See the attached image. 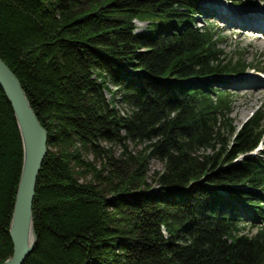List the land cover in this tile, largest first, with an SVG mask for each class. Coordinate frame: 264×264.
Here are the masks:
<instances>
[{
    "label": "trees",
    "instance_id": "obj_1",
    "mask_svg": "<svg viewBox=\"0 0 264 264\" xmlns=\"http://www.w3.org/2000/svg\"><path fill=\"white\" fill-rule=\"evenodd\" d=\"M202 1L0 0V58L48 132L23 264H264V116L234 126L217 88L257 66L196 25ZM22 166L0 86V264Z\"/></svg>",
    "mask_w": 264,
    "mask_h": 264
},
{
    "label": "water",
    "instance_id": "obj_2",
    "mask_svg": "<svg viewBox=\"0 0 264 264\" xmlns=\"http://www.w3.org/2000/svg\"><path fill=\"white\" fill-rule=\"evenodd\" d=\"M0 86L14 110L23 145L21 179L10 222L13 253L2 264H23L37 243L33 203L37 179L48 152V132L31 107L21 82L1 58Z\"/></svg>",
    "mask_w": 264,
    "mask_h": 264
},
{
    "label": "rangeland",
    "instance_id": "obj_3",
    "mask_svg": "<svg viewBox=\"0 0 264 264\" xmlns=\"http://www.w3.org/2000/svg\"><path fill=\"white\" fill-rule=\"evenodd\" d=\"M208 2H212L215 4L216 10L214 12L212 10H207L206 14L200 15L196 18V25L203 26L206 25L208 21L213 23L218 30L222 33L220 48L225 53L234 52L235 55H242L248 64H253L257 66V68H264V45L263 44H254L251 45L249 42L253 41H241L239 39V33L237 31H232L230 29L225 28V24L220 19L221 12L226 14L231 13V8H237L238 5H247V4H264V1L254 0L253 2H249L246 0H236L235 3H231L227 0H204L202 5H206ZM247 3V4H246ZM218 9V10H217ZM226 21V20H225ZM224 21V22H225ZM137 32L143 33L148 31V23L136 21ZM262 35V34H261ZM254 72L248 71L245 75L235 76L229 79L230 84H227L226 81H223L219 87L223 89L225 92L231 95L233 98L232 105V115L231 119L234 126H241L244 122L249 119L250 115L260 109L262 115L264 116V98L258 97L257 99L248 95H241L239 91L241 90V81L243 77H252ZM240 81V82H239ZM235 82L239 84L235 85ZM230 85V86H229ZM116 155H118L121 151L119 147L114 148ZM264 153V144H260L259 149L256 151L258 157H261ZM88 159L93 160V156L88 157ZM241 159L238 158V160ZM163 170V164L157 160H151L149 163V177L153 175L155 171ZM89 180V178H88Z\"/></svg>",
    "mask_w": 264,
    "mask_h": 264
},
{
    "label": "bare ground",
    "instance_id": "obj_4",
    "mask_svg": "<svg viewBox=\"0 0 264 264\" xmlns=\"http://www.w3.org/2000/svg\"><path fill=\"white\" fill-rule=\"evenodd\" d=\"M203 6L213 12L216 10L215 4L212 2H208ZM220 19L225 24L226 29L239 33L241 41H253L249 42L251 45H264V4L238 5L237 8H231L229 15L221 12ZM242 80L240 83L241 90L239 91L241 95H248L254 97V99L258 97L264 98V78L254 75L252 77H243ZM237 84L239 83L235 82V85Z\"/></svg>",
    "mask_w": 264,
    "mask_h": 264
}]
</instances>
